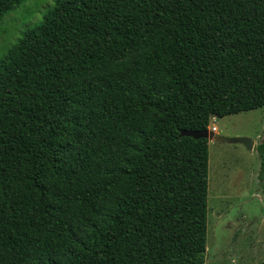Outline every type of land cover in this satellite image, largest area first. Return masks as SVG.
<instances>
[{
  "label": "trees",
  "instance_id": "obj_1",
  "mask_svg": "<svg viewBox=\"0 0 264 264\" xmlns=\"http://www.w3.org/2000/svg\"><path fill=\"white\" fill-rule=\"evenodd\" d=\"M261 107L264 0H55L0 54V264H205L180 132Z\"/></svg>",
  "mask_w": 264,
  "mask_h": 264
},
{
  "label": "rangeland",
  "instance_id": "obj_2",
  "mask_svg": "<svg viewBox=\"0 0 264 264\" xmlns=\"http://www.w3.org/2000/svg\"><path fill=\"white\" fill-rule=\"evenodd\" d=\"M55 0H25L0 22V54L23 30L40 22ZM208 126L207 235L205 264L264 263V176L255 148L264 138V107L214 119ZM246 137L250 151L222 138Z\"/></svg>",
  "mask_w": 264,
  "mask_h": 264
},
{
  "label": "water",
  "instance_id": "obj_3",
  "mask_svg": "<svg viewBox=\"0 0 264 264\" xmlns=\"http://www.w3.org/2000/svg\"><path fill=\"white\" fill-rule=\"evenodd\" d=\"M181 136H190L195 139L198 138H205L208 141H211L214 139V130H204V131H191V130H182L180 132ZM223 142L228 144H242L244 145L248 150H252L254 147V141L252 139L246 138V137H232V138H222Z\"/></svg>",
  "mask_w": 264,
  "mask_h": 264
},
{
  "label": "crops",
  "instance_id": "obj_4",
  "mask_svg": "<svg viewBox=\"0 0 264 264\" xmlns=\"http://www.w3.org/2000/svg\"><path fill=\"white\" fill-rule=\"evenodd\" d=\"M212 118V120L211 121H213L214 119H218V118H215V117H211ZM209 142V141H208Z\"/></svg>",
  "mask_w": 264,
  "mask_h": 264
},
{
  "label": "built area",
  "instance_id": "obj_5",
  "mask_svg": "<svg viewBox=\"0 0 264 264\" xmlns=\"http://www.w3.org/2000/svg\"><path fill=\"white\" fill-rule=\"evenodd\" d=\"M213 129L215 130V128H213ZM213 129H212V130H213Z\"/></svg>",
  "mask_w": 264,
  "mask_h": 264
},
{
  "label": "bare ground",
  "instance_id": "obj_6",
  "mask_svg": "<svg viewBox=\"0 0 264 264\" xmlns=\"http://www.w3.org/2000/svg\"><path fill=\"white\" fill-rule=\"evenodd\" d=\"M213 128H215V127H213ZM214 130V129H213Z\"/></svg>",
  "mask_w": 264,
  "mask_h": 264
}]
</instances>
